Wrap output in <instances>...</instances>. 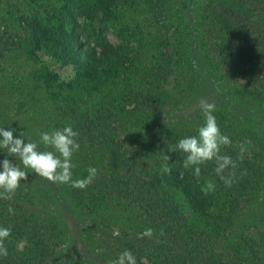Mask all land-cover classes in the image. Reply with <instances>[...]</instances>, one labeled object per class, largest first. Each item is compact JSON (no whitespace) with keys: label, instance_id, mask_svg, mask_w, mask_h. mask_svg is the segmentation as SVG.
<instances>
[{"label":"rangeland","instance_id":"obj_1","mask_svg":"<svg viewBox=\"0 0 264 264\" xmlns=\"http://www.w3.org/2000/svg\"><path fill=\"white\" fill-rule=\"evenodd\" d=\"M126 1L117 5L121 16L118 22L125 28L119 31L108 28L105 35L112 44L129 45L138 58L134 65L124 61L127 67L120 78L102 87V104L96 105L98 109L101 105L102 109L90 119L89 114H75L79 108L66 107L69 104L58 108L39 78L47 71L55 72L60 78L59 84L66 85L73 77V66L57 62L46 55V51L36 52L38 61H34L26 55L30 50L27 29L8 30L10 26L14 27L13 19L25 14L41 19L43 23L57 24L50 17L54 16L61 0H0V34L6 30L0 41V127H10L15 131L14 136L21 135L26 142L31 140L39 144L40 132L68 125L76 131L82 126L78 132V136H82L78 141L80 147L73 156V179H82L87 176L89 167L97 168L99 173L108 156L102 145L88 143L102 142L96 137V127L108 124L115 129L114 143L109 146L111 155L114 157L118 153V156L112 169L103 170L112 176L105 181L129 184L130 190H134L138 179L132 177L133 165L144 161L154 175L151 164L155 156L168 155L164 152L168 134L182 130L186 137L189 133L196 135L197 129L204 124L199 104L204 99L216 105L213 115L223 134L229 137L237 131L240 135L246 131L245 138L251 141L248 147L261 155L264 168V86L244 91L229 83L216 69L203 42L201 21L205 4L220 0H160L157 9L150 7L149 0ZM9 11L13 12L12 16ZM157 65L166 72L164 80L153 78L152 81L149 70ZM58 89L63 96L56 97L66 102L65 87ZM137 92L138 102L145 99V102L153 103V114H136ZM73 98L80 107H86L89 101L77 96ZM40 149L49 150L42 144ZM227 153L228 150H222V154ZM179 154L183 155L180 151ZM6 155V150L0 149V160ZM16 163L20 164V161L16 160ZM25 171L28 178L20 182L13 199H0V226L9 222L17 227L14 232L18 233L20 241L16 244L19 246L24 238L23 224L26 231V222L38 226L43 216L59 242L58 253L50 264H108L117 257L107 246L108 236H113L116 231L136 235L151 228V238L157 239L161 232L165 233L164 223L172 221L159 219L163 217L160 216L162 208H152L148 213L140 206L139 199L105 196L99 191L104 180L93 194L91 184L81 190L68 184L49 182L30 169ZM247 201L242 214L236 218L226 247L244 227L264 226V176L247 196ZM175 202L178 210L184 209L181 211L187 216L188 209L183 207V201ZM9 207L14 213L8 212ZM197 220L190 216L187 222ZM151 222H154L153 226ZM203 225L206 227L207 224ZM28 230L32 235L34 228L28 227Z\"/></svg>","mask_w":264,"mask_h":264},{"label":"trees","instance_id":"obj_2","mask_svg":"<svg viewBox=\"0 0 264 264\" xmlns=\"http://www.w3.org/2000/svg\"><path fill=\"white\" fill-rule=\"evenodd\" d=\"M159 1L149 0L150 7L157 9ZM119 2L127 1L61 0V5L54 11V16L50 17V20L55 19L57 24L43 23V20L30 14L20 15L19 19L11 21L14 27L10 26L8 30L22 28L28 31L30 43V50L26 51L28 57L38 61L36 52L46 51V55L57 62L73 66V77L63 86L59 84L60 78L55 72L47 71L45 76H39L45 91L58 108L69 104L66 107L79 108L78 111H74L75 114L82 116L89 114L90 119L100 114L102 107L100 105L98 109L96 105L102 104L100 99L102 87L120 78L122 71L127 67L124 61L132 62L131 65L137 61L138 55L129 45L112 44L105 35L108 28L115 31L125 28L118 22L121 17L117 12ZM8 14L12 16L13 12L9 11ZM202 18H204L201 21L203 42L216 69L225 75L229 83L244 91L264 86V0L209 1L205 4ZM5 31L1 32L0 41ZM165 73L159 65L149 70L152 81L153 78L157 81L164 80ZM58 87L63 90L65 87L66 102L56 97L63 96ZM73 96L88 99L87 106L80 107L81 104L77 103ZM144 100L138 102V93V100H134L135 106L138 107L136 114H140L139 112L153 114V103ZM96 129H98L96 137L102 142L88 143L102 145L106 148L108 156L90 185L91 192L94 194L97 185L104 180L99 191H103L105 196L124 200L139 199L140 206L147 209L148 213L152 208L155 210L162 208L160 216L163 217L159 219L172 220L164 223L165 233L161 232L157 239H140L138 234L124 232L108 236L107 246L117 256L124 250H131L137 264H264V226L244 227L241 232L234 235L229 247L225 245L233 225H236V218L242 214L248 202L247 196L256 189L259 180L264 176L261 155L251 151V147H248L243 160L238 159L240 151L238 145L247 139L245 130L241 135L237 131L233 136H229L231 145L222 148L228 150L227 155L237 164L235 169H228L224 173L228 175V172H235L231 187L226 186L215 173V162L200 165L199 178L194 176L193 168L182 167L184 153L180 155L179 151H174V154L169 152L172 146L186 137L182 130H179L168 134L164 146V152L170 156L171 173L162 172L163 161L159 154L151 164L154 175L144 161H136L137 164L133 165L131 174L138 179V184L134 185V190H130L129 184L106 182L112 176L103 173V170L107 167V170L112 169L118 156L116 153L112 157L109 148L114 143L112 138L115 129L108 124ZM81 130L82 126L76 131ZM188 136L193 135L189 133ZM78 137L77 141H80L82 136ZM114 149L116 150V147ZM146 167L149 170H146ZM181 172L183 177L180 175ZM208 180L214 182L215 191L204 195L201 187ZM129 190L131 194L127 197ZM175 200L183 201V207L188 209L187 216H184V209L178 210ZM190 216L198 220L188 223ZM153 223L150 224L153 226ZM204 223L207 224L206 227ZM1 225L10 227L11 235L5 241L8 255L0 257V264H50L57 255L59 242L52 233L54 229L43 216L38 226L26 222V231L23 224L25 238L23 241L27 240V245L21 253L17 251L16 243L20 241L17 239L18 233L14 232L17 227L9 222H3ZM28 227L34 228L32 235Z\"/></svg>","mask_w":264,"mask_h":264},{"label":"clouds","instance_id":"obj_3","mask_svg":"<svg viewBox=\"0 0 264 264\" xmlns=\"http://www.w3.org/2000/svg\"><path fill=\"white\" fill-rule=\"evenodd\" d=\"M200 108L204 117V124L197 129V134L182 138L178 143L169 149V152L180 151L184 153L182 167L184 169L193 168L195 177L200 176V165L207 162H215V173L228 187L234 183L235 172L224 173L228 169H235L236 162L228 155L222 154V148L231 145V139L223 134L217 124L213 113L216 105L207 100L201 99ZM12 128L0 127V149L6 150V157L0 160V199L12 200L16 191L20 187L22 180H27L28 173L25 169H30L36 175L52 183L68 184L73 188L85 189L97 177L98 169L89 167L87 176L82 179H73V156L79 150L77 141L78 132L73 130L71 125L62 129H52L39 133V144L35 141H25L23 136H14ZM40 144L45 149L41 150ZM250 140L242 141L239 147L238 159L243 160L244 154L248 151ZM13 157L9 159L8 157ZM20 161V164L16 163ZM170 156L162 154L161 170L163 173L170 174ZM246 174V173H242ZM183 177V172L180 173ZM215 184L211 180L201 187V192L208 195L215 191ZM9 213H14V209L9 207ZM118 231L114 235H118ZM11 235L10 227L0 226V257H7L8 250L5 241ZM153 229L148 228L138 234V238H151ZM27 245V240L20 243L17 251H23ZM108 264H137L135 255L131 250H124L115 259L108 261Z\"/></svg>","mask_w":264,"mask_h":264}]
</instances>
